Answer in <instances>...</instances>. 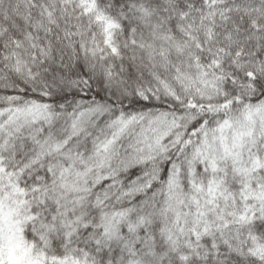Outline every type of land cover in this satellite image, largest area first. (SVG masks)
<instances>
[{"label":"snow or ice","instance_id":"1","mask_svg":"<svg viewBox=\"0 0 264 264\" xmlns=\"http://www.w3.org/2000/svg\"><path fill=\"white\" fill-rule=\"evenodd\" d=\"M0 264H264V0H0Z\"/></svg>","mask_w":264,"mask_h":264}]
</instances>
